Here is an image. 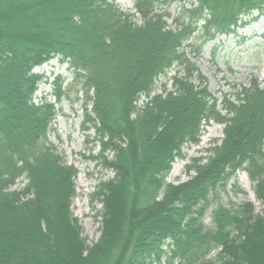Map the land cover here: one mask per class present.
I'll use <instances>...</instances> for the list:
<instances>
[{
	"label": "trees",
	"instance_id": "obj_1",
	"mask_svg": "<svg viewBox=\"0 0 264 264\" xmlns=\"http://www.w3.org/2000/svg\"><path fill=\"white\" fill-rule=\"evenodd\" d=\"M176 1L133 0L129 13L114 0H0V264H264V90L254 79L242 97L223 95L222 111L201 74L199 87L173 77L172 92H157L176 65L188 79L197 71L184 47L200 28V44L234 33L253 11L264 17V0H193L169 26L155 9ZM39 18L45 31L23 23ZM55 57L83 91L84 122L114 171L95 191L101 226L91 244L71 209L77 169L47 139L55 107L35 101L43 77L34 69ZM52 85L58 98L66 93L58 76ZM209 122L224 125L219 144L185 165L188 180L166 182ZM240 169L260 213L217 202ZM211 206L213 229L202 222Z\"/></svg>",
	"mask_w": 264,
	"mask_h": 264
},
{
	"label": "rangeland",
	"instance_id": "obj_2",
	"mask_svg": "<svg viewBox=\"0 0 264 264\" xmlns=\"http://www.w3.org/2000/svg\"><path fill=\"white\" fill-rule=\"evenodd\" d=\"M114 1L121 10L134 13L133 0ZM192 2L193 0H178L168 7L160 4L155 11L157 10L158 13L164 11L167 15V25L172 26L174 20L179 18L177 15L181 14L180 6L184 5L189 8ZM53 5V2L45 5L48 13L54 11ZM254 15L256 12L253 13ZM42 21L43 19L39 18L23 23L34 24L36 28L32 30L42 32L46 30ZM135 21L141 22L139 15H136ZM203 36L204 31L200 28L195 38L184 47L187 62L197 70L193 71V76L191 75L190 79L184 77L181 66L176 65L166 77L159 80L157 92L162 89L172 92L175 88L173 77L187 79L195 87H199L197 84L201 80L200 78L198 80V77L201 74L207 90L215 97L216 105L222 111L223 95L235 98V94H238L242 97V89L251 87L254 79L258 87L264 90V20L262 17L238 28L232 34L217 36L200 44ZM198 45L201 46V50L196 55L194 49ZM34 72L43 77L35 93V101L40 102L38 98L45 95L46 102L53 104L56 111L51 124L52 128L47 134L48 142L62 157L65 164L73 165L77 169L74 182L75 196L71 209L78 219L82 236L88 244H91L98 239L101 226L102 204L95 195V191L99 182L114 176V171L106 168L102 163V158L99 156L100 146L94 140L95 130L89 126L88 122H84V93L73 86V76L67 64L55 57L36 67ZM55 76L60 78L66 93L72 86L69 95L65 93L57 97L55 87L48 84ZM90 108L91 103L86 104V110L89 111ZM223 127V124L217 122L204 125L199 142L185 144L182 147V157L176 158L171 163V169L165 181L176 185L188 180L194 173L191 170L186 171L185 165L200 158L203 161L209 154L208 148L219 144L223 136ZM24 184L25 180L20 179L12 189L19 190ZM217 202L226 208H237L249 202L253 205L255 213H260L262 210L260 201L255 197L254 182L249 179L247 172L243 169L238 170L233 177L227 180L225 188L219 190ZM212 208L211 206L206 210L202 219L203 224L209 229L214 228L211 221ZM160 264H165L164 259H161Z\"/></svg>",
	"mask_w": 264,
	"mask_h": 264
}]
</instances>
